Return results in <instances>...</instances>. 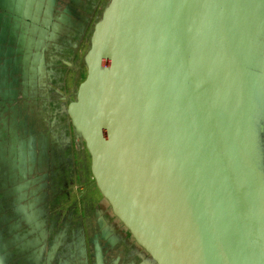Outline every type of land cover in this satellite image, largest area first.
Segmentation results:
<instances>
[{"label":"water","instance_id":"95a60500","mask_svg":"<svg viewBox=\"0 0 264 264\" xmlns=\"http://www.w3.org/2000/svg\"><path fill=\"white\" fill-rule=\"evenodd\" d=\"M86 63L68 114L150 259L264 264V0H110Z\"/></svg>","mask_w":264,"mask_h":264},{"label":"flooded vegetation","instance_id":"af4514ba","mask_svg":"<svg viewBox=\"0 0 264 264\" xmlns=\"http://www.w3.org/2000/svg\"><path fill=\"white\" fill-rule=\"evenodd\" d=\"M105 3V0H89L84 11L81 0H55L54 4L52 0H0V244L7 247V258L13 253L16 261L13 264H28L32 260H39L40 264H83L85 259L84 237L78 222L84 182H96L91 165L88 168L86 165L92 156L88 158L82 141L74 140L70 129L73 122L70 116L62 114L69 108L71 63L65 60L66 54L58 51L60 61L52 64L47 54L50 48L41 39L46 36L39 33L43 29L51 30L62 19L72 21L73 38H79L75 41L81 45ZM36 7L35 20L27 18ZM71 44L72 41L66 43V48L73 49ZM33 52L38 53L37 60H45L37 67V73L46 75L43 97L35 93V77L23 88L16 83L20 60L29 61ZM27 70L28 75L30 67ZM50 73L53 78H48ZM261 82L264 83V74ZM35 162L38 165L34 167ZM39 190H42L40 194ZM105 202L108 203L103 195L99 202L92 201L99 224L100 207ZM81 209L88 211L89 205ZM108 214L112 225L121 222L112 208ZM68 218L76 225L68 226ZM122 225L124 228L118 226V230L112 228L109 233L103 234L102 229L101 235L110 244L123 241L131 255L128 260L117 258L111 264H140L149 254ZM124 231L132 243L124 242L121 234ZM89 239L96 264L100 257L103 264H108L100 236L95 233ZM136 245L141 250L137 251ZM133 258L136 260L132 261Z\"/></svg>","mask_w":264,"mask_h":264},{"label":"rangeland","instance_id":"374dc122","mask_svg":"<svg viewBox=\"0 0 264 264\" xmlns=\"http://www.w3.org/2000/svg\"><path fill=\"white\" fill-rule=\"evenodd\" d=\"M82 1V6L84 8V11H86V7L88 6L87 2L89 0H81ZM93 2H95L96 0H91ZM110 0H107V2L104 4V6L102 7L101 11H99L98 13V18H96L95 20H93L91 28L86 36V38L82 41V44L80 45L79 41L76 42L75 40L79 39V38H73L74 37V33L72 31V27H73V23L72 21L66 22L64 19H62V21H60L59 25L58 24H53L52 25V29L51 30H47V29H43L42 32H40V36L43 35L46 36V38H41L42 42L47 46V48H50V52L47 53L50 57V62L52 64H57L58 61H60L59 56H58V51L61 52L62 54H66L67 55V59L71 64L70 66L71 68V72H70V91L67 93V106L69 107L71 103L75 102L77 100L78 97V91H79V87L82 84L83 81H85V79L87 78L88 75V65L86 63V55L89 52V50L92 47V34L94 33V29H95V25L97 24V22L102 18L103 12L105 10V8L107 7V5L109 4ZM32 13V12H31ZM51 28V27H50ZM72 41L74 48L73 49H69L68 47L66 48V43ZM36 59L39 58L38 53L35 54ZM50 63V64H51ZM38 69H36L35 71V80L33 82V86H34V90L36 95L43 97L44 95V91L43 88L45 86L46 83V75L43 74L42 72H38ZM54 77V75L52 73H50L49 77ZM219 104V102L217 103ZM221 106H224L225 104L220 103ZM44 117V116H43ZM45 118V117H44ZM232 123L235 125V129L238 123V118L237 117H233L232 118ZM244 125L245 127H247V122L244 121ZM236 137H239V135L237 133H235ZM79 150V148L77 149ZM88 164L91 165L92 167V158H90L88 161H86V165L88 168ZM88 179V177H86ZM255 183L251 182L250 180L247 182V186L248 185H254ZM256 186H258L260 188L261 191V196L264 199V183L255 184ZM42 191V190H41ZM39 190V194L41 192ZM82 196L80 197L81 203L80 206L81 208L86 204L89 205V209L88 211H86V209H79L80 210V221L78 222L79 228H80V232L82 234V236L84 237L83 239V246H84V252H85V256L83 259V264H96V257H95V253L93 252V244H91V240L89 239L90 237H93V234L97 233L100 236V241L102 242L103 245V253L104 256L107 260L108 264H111L112 262H115L118 259H123V260H128L129 257L131 256L128 251H127V247L125 246V244H123V241H117L118 243L110 244V242L101 235L102 233V229H103V234L104 231L109 233L111 231L112 228H115V230H118V226H120L121 228H124L122 223H118L115 225H112L114 223H111L113 220L110 219V216L108 214V210H111V208L109 207L108 203H104L102 204V209L100 207V213H101V220H100V224L98 222V218H97V214L96 211L93 208L92 205V201L94 199H97L98 202L101 199V191L99 189V186L97 184V182H93L92 181H86L84 182V186L82 189ZM37 207V205L35 206ZM108 209V210H107ZM88 217V220H87ZM71 218H68V226L72 225L75 226L76 222L75 221H70ZM102 225V227H101ZM92 230V231H91ZM125 240L124 242H133L127 235L128 233H126L125 231L123 233H121ZM71 235L72 237H74V231L73 229H71ZM106 235V234H105ZM132 236V235H131ZM133 238V237H132ZM79 240V238H78ZM134 240V239H133ZM77 242V241H76ZM86 243V246H85ZM30 245L32 243H29ZM135 248L137 249V251L141 250V248L139 246H135ZM11 255L9 256V261L10 264H13L14 262V257H13V253L10 252ZM87 256L88 259L90 257L89 262L87 261ZM136 259L133 258L132 261H135ZM41 262L39 260L34 261L32 260L31 262H29L28 264H40Z\"/></svg>","mask_w":264,"mask_h":264},{"label":"trees","instance_id":"16d2710c","mask_svg":"<svg viewBox=\"0 0 264 264\" xmlns=\"http://www.w3.org/2000/svg\"><path fill=\"white\" fill-rule=\"evenodd\" d=\"M54 2H55V0H52V3H53V4H54ZM35 54H36V52L31 53L29 61H27L26 58H24V60H23V59L20 60L21 70H18V71H17V79H18V80H17V82H16V83L19 85V88H23L24 86H26V85H27V81H28L29 79H33V78L35 77L34 74H35V71H36V69H37L39 63H41L42 60L45 61L44 59H42L41 61H40V60H37L36 57H35ZM39 61H40V62H39ZM29 67H30V72H29V74L27 75V73H28V70H27V69H28ZM31 72H34V74L31 73ZM62 114H63L65 117H69V114H68L67 111L62 112ZM70 129L73 130L72 136L74 137V140H75V141L78 140V141H80V142H81V141L83 142V144H84V148H85L86 153H87V156H88V158H89V156H90V152H89V150H88V148H87V145H86L84 139H83L82 136L76 131L75 127H74L73 125H71V124H70ZM51 132H52V130H51ZM70 138H71V137H70ZM72 141H73V138H72ZM65 142L68 143V142H69V139H65ZM36 148H37V147H36ZM31 149H32V148H31ZM33 149H34V148H33ZM65 149H66L65 146L61 147V150L64 151ZM17 161H18V159H17ZM37 165H38V163H36V162H35V164H33L34 167L37 166Z\"/></svg>","mask_w":264,"mask_h":264},{"label":"crops","instance_id":"0c3cea01","mask_svg":"<svg viewBox=\"0 0 264 264\" xmlns=\"http://www.w3.org/2000/svg\"><path fill=\"white\" fill-rule=\"evenodd\" d=\"M105 1L107 2V0H105ZM31 12H32V10H31ZM37 13H38V7H36V11H34V13L32 12L27 18L35 20V18L37 17ZM20 14L22 15L23 12H21ZM36 27H38V26H36ZM40 32H42V30ZM6 251H7V247L5 245L2 246L0 244V262H1V264H10L9 258H7L5 256ZM140 264H155V263L150 259V257H148V258H145L144 261H142Z\"/></svg>","mask_w":264,"mask_h":264}]
</instances>
